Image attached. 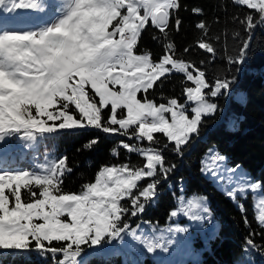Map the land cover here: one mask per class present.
<instances>
[{
    "label": "snow or ice",
    "instance_id": "obj_1",
    "mask_svg": "<svg viewBox=\"0 0 264 264\" xmlns=\"http://www.w3.org/2000/svg\"><path fill=\"white\" fill-rule=\"evenodd\" d=\"M232 3L252 10L242 19L235 17L246 38L238 56L229 57L228 63L240 64L251 46L254 29L264 26V0ZM58 7L51 22L41 26L31 21L28 11L21 10L43 13L44 0H0V158L14 147V140L24 142L25 147H38L48 135L85 128L146 140L150 145L161 143L154 136L161 133L168 142L163 148L172 145V152L182 157L184 147L199 134L203 118L218 110L213 99L230 92L235 78L217 77L210 82L201 67L177 57L169 29L177 33L181 29L183 21L178 15L173 24L180 0H61ZM192 12L200 15L203 10L197 7ZM149 25L160 34L151 39L164 41L162 54L155 59L150 50L137 54ZM195 27L208 32L204 20ZM233 36L239 37L240 32L234 31ZM195 47L213 56L217 51L204 38H199ZM189 51L190 47L183 49ZM174 72L183 74L186 101L171 97L166 103H155L147 93ZM138 93L145 95L140 98ZM98 143L99 139L93 138L84 147L91 149ZM118 147L142 156L143 166H101L94 182L83 183L79 191L65 188V177L73 171L66 156L37 164L35 169L0 167V249L33 250L34 245L41 254L61 255L58 264H78L82 245L98 246L122 238L129 229L124 217L142 213L176 165L165 163L160 148L120 141L110 150L113 155L119 154ZM226 159L210 151L201 161L200 171L227 185L225 195L233 201L238 194L247 198L249 192L254 196L259 193L255 219L264 227V181L245 173L237 178L240 166L226 167ZM145 179L149 182L141 187ZM123 201L130 203L126 206ZM206 201L207 197L188 199L183 214L192 221L210 222ZM239 207L243 212V204ZM179 214L176 210L170 213L173 217ZM243 222L249 226L246 215ZM129 234L141 240L135 231ZM254 234L245 238L248 248L257 247L250 238ZM164 241L162 235L142 239L149 253L162 248ZM237 264H245L244 259Z\"/></svg>",
    "mask_w": 264,
    "mask_h": 264
},
{
    "label": "trees",
    "instance_id": "obj_2",
    "mask_svg": "<svg viewBox=\"0 0 264 264\" xmlns=\"http://www.w3.org/2000/svg\"><path fill=\"white\" fill-rule=\"evenodd\" d=\"M178 15L183 23L180 31L169 29V38L176 45V55L186 61L193 62L201 67L207 74V79L214 82L217 77L234 79L231 90L227 95L220 94L213 99L218 104V110L214 115L205 116L200 125L199 134L193 136L191 142L184 147L183 156L172 152V145L167 149L163 145L168 143L161 133H155L159 145H150L148 141H137L135 138L115 134H105L94 128L61 130L51 134L43 140L54 150L57 157L66 156L67 164L73 169L70 175L65 177V188L79 191L85 182H92L95 173L101 166H112L128 163L136 167H142L144 159L138 153H129L122 147H118V155L110 151L118 146L120 141L135 144L137 147H156L163 151L165 163L175 164V171L167 181H163L158 188L157 197L152 200L146 209L138 216L127 214L124 219L127 223H136L138 220H146L155 223H164L168 211L175 204V195L179 191L183 194L201 193L207 197V205L215 219L213 233L206 240V246L200 252L198 262L185 260L180 264H236V260L244 257V249L250 255L245 264H264V227H261L255 219L256 209L254 197L249 192L247 198L237 195V201H233L220 191L211 180L203 176L200 171L199 159L204 151L213 146L227 159L229 166L240 165L253 180L264 181V26L254 29L251 46L240 64L228 63V58H236L241 41L246 38L243 27L239 24V17L252 10L244 6L232 3V0H180ZM201 8L202 14H193V8ZM256 19L259 15L254 11ZM204 20L208 25V32L195 27V24ZM239 31L240 36L234 37L233 32ZM157 30L149 27L143 32L139 41L137 53L142 50H150L153 58L162 54V44L151 39ZM199 38L213 44L217 49L215 56L195 47ZM185 47L190 51L183 52ZM204 64L201 65V61ZM183 74L172 73L162 82H158L154 89L147 95L155 103H165L167 98L175 97L180 102L184 100ZM188 86L191 84L187 82ZM89 91H91L89 89ZM241 93L236 97L235 93ZM144 93H138L143 98ZM212 99V98H210ZM108 110H105V116ZM233 121L236 122L233 127ZM93 138H98L99 143L91 149L84 146ZM79 149V151H78ZM182 178V179H181ZM149 182L147 179L140 182L141 187ZM128 206L129 201H123ZM243 204L244 211L240 210ZM247 216L249 226L245 227L243 219ZM249 233H255L250 238L256 248H248L245 238ZM59 247L60 244L56 243ZM81 258L78 264H162L152 260L144 254L141 260L136 262L122 260L118 252L113 255L103 254L90 250L82 245ZM61 255L41 254L34 250H0V264H49Z\"/></svg>",
    "mask_w": 264,
    "mask_h": 264
},
{
    "label": "rangeland",
    "instance_id": "obj_3",
    "mask_svg": "<svg viewBox=\"0 0 264 264\" xmlns=\"http://www.w3.org/2000/svg\"><path fill=\"white\" fill-rule=\"evenodd\" d=\"M44 3L45 11L43 13H35L32 12V10L21 11H28L30 14L31 21L36 25L42 26L45 23L51 22L55 15L58 14V6L61 4V0H44ZM189 86L192 85L190 84ZM227 94L228 93H225V95ZM235 96L241 97V93L236 92ZM185 101L186 97L184 96V100L181 101V103H184ZM190 107L191 105L189 104V108ZM12 143L14 147L10 151H6L3 158H0V167H3L5 169H35V166L37 164L47 163L53 159H58L54 150L43 139L39 141L38 147L34 144L25 147L24 142L19 140H14ZM210 151L212 153L221 154L213 146H209L199 159V171L201 169V161L208 158ZM225 166L235 167L236 165L229 166L225 163ZM200 173L203 176L209 178L211 182L215 184V186L225 194L224 188L227 185L218 184L212 175H205L201 171ZM241 173L247 174L245 169L240 166L239 172L235 174L236 177L238 178ZM92 182H94V180ZM250 193L254 197V206L257 213L259 208V199L261 197L259 193H257L255 196L252 192ZM198 197H206V195L201 193L183 194L180 191L179 187V191L175 195V204L168 211L164 223H155L146 220H138L136 223L130 225L128 230L122 233V238H118L111 242L104 241L101 245L98 246H91L90 244L85 245L89 247L88 251L91 249L93 251L101 252L107 255H113L115 252H118L120 258L122 260L127 261L129 260L136 262L138 260H141L144 254H147L152 260L160 261L162 262V264H180L185 260L198 262L200 258V252L206 246V240L213 233L215 228V219L212 216V213L209 208L208 215L210 217V222L209 220L192 221L183 214L187 207V200L190 198ZM235 201H237V199ZM173 210L178 211L180 214L176 217L171 216L170 213ZM200 214L202 216L204 215L203 212H201ZM176 227L185 228L186 231L182 233H175L170 231V229H175ZM132 231H135L136 235L141 237V240H137L132 235H130L129 233ZM161 235L165 238L164 246L149 253L144 247L142 239L145 237ZM167 240H171L172 243H166ZM246 249L247 248L244 249V257H241L244 259L245 262L250 256ZM80 255L78 256L77 260L80 259ZM61 258L62 256L54 259V261L49 264H58V260ZM241 258L235 261L236 264L237 261Z\"/></svg>",
    "mask_w": 264,
    "mask_h": 264
},
{
    "label": "water",
    "instance_id": "obj_4",
    "mask_svg": "<svg viewBox=\"0 0 264 264\" xmlns=\"http://www.w3.org/2000/svg\"><path fill=\"white\" fill-rule=\"evenodd\" d=\"M138 215H139V214H138ZM138 215H137V216H138ZM128 224H129V226L132 225L131 222H129Z\"/></svg>",
    "mask_w": 264,
    "mask_h": 264
}]
</instances>
